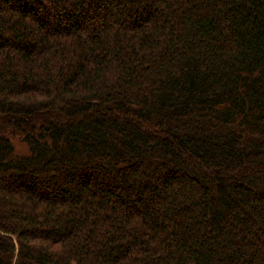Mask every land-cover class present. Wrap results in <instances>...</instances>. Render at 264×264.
Listing matches in <instances>:
<instances>
[{
  "label": "trees",
  "instance_id": "trees-1",
  "mask_svg": "<svg viewBox=\"0 0 264 264\" xmlns=\"http://www.w3.org/2000/svg\"><path fill=\"white\" fill-rule=\"evenodd\" d=\"M0 264H264V0H0Z\"/></svg>",
  "mask_w": 264,
  "mask_h": 264
}]
</instances>
